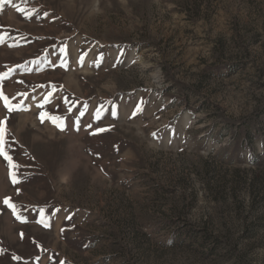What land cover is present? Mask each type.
I'll list each match as a JSON object with an SVG mask.
<instances>
[{
    "label": "rangeland",
    "instance_id": "obj_1",
    "mask_svg": "<svg viewBox=\"0 0 264 264\" xmlns=\"http://www.w3.org/2000/svg\"><path fill=\"white\" fill-rule=\"evenodd\" d=\"M0 130V264H264V0H0Z\"/></svg>",
    "mask_w": 264,
    "mask_h": 264
},
{
    "label": "snow or ice",
    "instance_id": "obj_2",
    "mask_svg": "<svg viewBox=\"0 0 264 264\" xmlns=\"http://www.w3.org/2000/svg\"><path fill=\"white\" fill-rule=\"evenodd\" d=\"M5 99V105L7 107H9V110H13L12 106L8 104V101H7V98H4ZM103 131V129L101 130ZM0 155H4L6 159H10V157L7 156L6 152H4L3 150V131L0 130ZM5 204L9 205V207H12V205L9 204V201L6 199L4 201ZM15 211V209H13Z\"/></svg>",
    "mask_w": 264,
    "mask_h": 264
}]
</instances>
